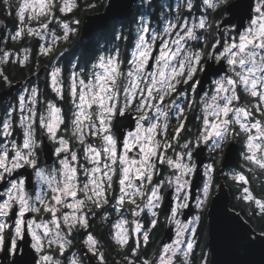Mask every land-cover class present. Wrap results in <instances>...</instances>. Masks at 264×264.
<instances>
[{
  "label": "snow or ice",
  "instance_id": "snow-or-ice-1",
  "mask_svg": "<svg viewBox=\"0 0 264 264\" xmlns=\"http://www.w3.org/2000/svg\"><path fill=\"white\" fill-rule=\"evenodd\" d=\"M15 7L0 23V264H109V243L114 264H195L197 250L214 264V237L242 256L264 246L250 226L264 222V0H139L69 68L62 46L97 4ZM8 66L32 73L22 88Z\"/></svg>",
  "mask_w": 264,
  "mask_h": 264
},
{
  "label": "trees",
  "instance_id": "trees-1",
  "mask_svg": "<svg viewBox=\"0 0 264 264\" xmlns=\"http://www.w3.org/2000/svg\"><path fill=\"white\" fill-rule=\"evenodd\" d=\"M79 2L83 5L86 0H79ZM92 2L97 4V8L96 9H84L80 12V19L82 20V18L84 17V15L86 13H91V12H96L99 10H102L107 2V0H92ZM103 4L104 6L101 7L100 5ZM138 3L134 4V8H133V12L131 13V16L127 19L124 20V23L127 25L130 23L132 16L135 13V9H136V5ZM113 25H115V27L117 28V30H119V28L121 27V25L119 23H117V21H112L109 23V26L103 30V31H99L95 34H93L90 38L88 39H80L78 41H74L71 45H67L66 49L67 51L65 52V56L62 58V64H64L65 68H69L70 67V61H75L78 57L82 58L84 57L86 54L88 53H92L94 52L95 43H99L100 45L105 44V40H104V36L111 35V28L113 27ZM40 59V63L45 61L46 58H39ZM8 74L15 79V74H14V66H8ZM1 88V87H0ZM240 147V146H239ZM237 159H238V154H237ZM223 178H220V180ZM252 187L254 189V191L256 192L257 195H264V175H258L257 178L253 181ZM228 188V192L230 194V204L229 206H235L236 210L238 212H240L243 217L246 219L247 217L244 215V209L246 206L239 204L237 201H235L233 199V195L232 193L235 191L234 189H230ZM97 223H99V221H97ZM205 224H207V221H205ZM253 228H256L257 231H259L262 227H264V222H259V226L258 223H251ZM97 234L100 235L102 237V242L106 241L108 239L107 234L105 232V230L103 229V227H97L96 229ZM205 231L207 232L208 229L205 228ZM159 233L156 232L153 236V245L151 248L148 249V255L151 256L153 254L154 251L157 250V245L159 244ZM208 243V241H207ZM105 251L108 255V261L109 264H114V261H118L121 259V256L118 254L117 250L115 249L114 245L112 244H108L105 247ZM198 255H199V250H197V260L195 262V264H198Z\"/></svg>",
  "mask_w": 264,
  "mask_h": 264
},
{
  "label": "water",
  "instance_id": "water-1",
  "mask_svg": "<svg viewBox=\"0 0 264 264\" xmlns=\"http://www.w3.org/2000/svg\"><path fill=\"white\" fill-rule=\"evenodd\" d=\"M139 0H127V2L131 3V10L127 12H120L117 14V10L113 9L109 10V4L116 3L119 4L123 2V0H107L104 8L102 10L86 13L82 18L81 22V37L83 39H88L93 34L105 30L109 23L112 20H125L131 16L133 11V6ZM85 29L91 30V35L85 36ZM41 70V69H40ZM44 70V69H43ZM22 81L13 82L16 88L22 84ZM8 91L6 88L0 89V100H2L3 104L5 102L11 100L10 96H6L5 93ZM13 95L15 92L12 93ZM239 151V146H237V154ZM237 159V155H236ZM223 183V179L220 180ZM225 199L230 201V194L228 192L227 186L224 187ZM230 207V206H229ZM243 217V215L241 214ZM208 223V221H207ZM252 227V225H250ZM172 233L168 230L167 226L164 228V232L162 237L159 240V243L168 241L169 237ZM208 243H211V240H208ZM213 251H214V264H264V246H258L257 249L246 255L242 256L237 249L225 247L223 244L219 243L216 238L213 239Z\"/></svg>",
  "mask_w": 264,
  "mask_h": 264
},
{
  "label": "flooded vegetation",
  "instance_id": "flooded-vegetation-1",
  "mask_svg": "<svg viewBox=\"0 0 264 264\" xmlns=\"http://www.w3.org/2000/svg\"><path fill=\"white\" fill-rule=\"evenodd\" d=\"M16 3L17 0H7V4L5 2V0H0V23H2L4 25L5 28H7L8 30H11L14 27V23H15V11H16ZM139 3V1L137 2ZM136 4V3H135ZM8 6H11V11H12V16H9L8 13ZM134 8V6H133ZM133 12V11H132ZM128 19V18H127ZM125 19V20H127ZM112 21H117V20H112ZM111 21V22H112ZM82 22V20H81ZM90 38V37H89ZM32 43V42H30ZM67 45H71V44H67ZM67 45H63L62 49L66 48ZM28 46L26 44H21V45H17V47H25ZM49 63V61L46 60L40 63V69H41V73L44 72V66L47 65ZM64 66V64H62ZM35 69H32V72H34ZM14 74H15V79H13V82H18V81H22L23 83L19 86V88H22L26 81L31 77L32 73L29 71L28 68H24V69H19L16 66H14ZM43 81V76H41V83ZM4 87H1L0 89H2ZM15 95V94H14ZM11 100L5 102L4 106L6 107L8 103H10ZM166 227V226H165ZM161 228L158 233H159V237L161 238L164 232V228ZM159 238V240H160Z\"/></svg>",
  "mask_w": 264,
  "mask_h": 264
}]
</instances>
